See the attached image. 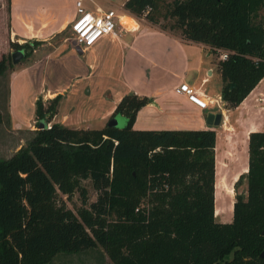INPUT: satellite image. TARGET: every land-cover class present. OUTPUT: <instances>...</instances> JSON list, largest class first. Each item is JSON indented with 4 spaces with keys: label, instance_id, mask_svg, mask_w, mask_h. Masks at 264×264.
Wrapping results in <instances>:
<instances>
[{
    "label": "trees",
    "instance_id": "16d2710c",
    "mask_svg": "<svg viewBox=\"0 0 264 264\" xmlns=\"http://www.w3.org/2000/svg\"><path fill=\"white\" fill-rule=\"evenodd\" d=\"M158 6L127 0L123 11L140 20L150 8L147 20L158 24ZM166 7L164 18L186 39L228 53L218 61L222 95L228 107L240 105L264 78V0H168ZM33 44L13 46L30 56L39 42ZM60 98H38V128L0 158V264H51L96 250L104 258L101 249L108 264H264V131L249 135L248 171L234 185L233 219L222 222L215 214V129H135L149 101L135 94L114 112L127 118L123 128L47 127ZM80 176L92 179L99 196L79 218L55 196L58 189L73 193Z\"/></svg>",
    "mask_w": 264,
    "mask_h": 264
},
{
    "label": "crops",
    "instance_id": "0c3cea01",
    "mask_svg": "<svg viewBox=\"0 0 264 264\" xmlns=\"http://www.w3.org/2000/svg\"><path fill=\"white\" fill-rule=\"evenodd\" d=\"M126 1L118 12L124 24L84 49L62 35L70 30L75 0H0V11L7 16V30L15 43L39 42L30 56L24 54L9 73V123L13 128L37 129L38 98L47 103L60 95L57 112L49 120L51 124L100 129L118 123L116 116L120 115L124 125L127 118L114 115L120 101L131 94L147 97L148 103L137 113L135 129L216 130L215 214L219 221L229 222L233 218L234 185L248 171L249 135L264 131V78L240 105L228 109H234L232 126L226 123L224 129H219L220 125L209 124V115L218 112L216 103L202 108L177 89L188 83L198 96L209 101L222 94L224 83L217 54L204 43L174 35L124 13ZM85 4L91 10L98 6L115 10L94 0H86ZM124 17L132 19L133 24L126 25ZM226 119L229 120L228 116ZM43 121L46 125L47 120ZM230 127L240 132L238 140L232 136L236 143L231 150L237 153L233 157L229 154ZM220 135L224 137L219 152ZM239 159H243L242 166H238ZM220 179H226L227 186L222 191L226 198L222 202L217 195Z\"/></svg>",
    "mask_w": 264,
    "mask_h": 264
},
{
    "label": "rangeland",
    "instance_id": "374dc122",
    "mask_svg": "<svg viewBox=\"0 0 264 264\" xmlns=\"http://www.w3.org/2000/svg\"><path fill=\"white\" fill-rule=\"evenodd\" d=\"M96 3L102 4L103 6L106 7H111L115 8L117 12H121V3L124 0H94ZM168 0H158L159 6L157 12H155V16L159 19L158 24H153L147 20V17L143 14L142 19H140V22H149L153 24L154 26H157L160 29H163L164 26L168 27L166 30L168 32L173 33L174 35H179L181 37H184V35L181 33V29L179 28H173L172 25H174V20L173 19H165L164 18V13L166 11V4ZM90 2V1H88ZM108 2L113 5H108ZM91 3V2H90ZM260 17L264 19V8L263 10L260 11ZM138 20V19H137ZM8 26V19L7 16L0 11V60L3 58L5 55L6 59V64L8 66V70L4 75L0 76V158H9L11 157L17 150L21 148L22 145L27 144L28 139L31 136V130L28 128H13L10 125V119L8 116V111L6 107L7 99H6V93H7V87H8V78H9V73L13 70L11 62L14 63V61L9 59V55H12L16 50L13 46L15 41L11 38L10 33L7 30ZM64 36H68L71 38V31L68 30L64 34ZM14 41V42H13ZM34 45V44H33ZM217 62L221 59L220 54L217 53ZM20 62V61H19ZM17 63H14L16 66ZM26 62V61H25ZM261 87V86H260ZM258 91V89H257ZM230 107H228L227 102H225L224 109L218 108L217 110H214V112L217 113H222L223 114V120L221 125H224L223 127L220 125L219 129H224L225 124L227 123L228 126H232L234 123V109L231 111V109L228 111ZM118 115V114H117ZM228 116L229 120L226 119ZM245 118L247 117V114L244 115ZM116 119L118 120V123L113 124L116 127L123 128L124 125H121V116L118 115L116 116ZM44 121H41V125L43 126ZM112 125V124H110ZM218 127V126H217ZM33 130H36V128H33ZM229 130V129H228ZM230 135L228 142L231 143L230 147V152L231 156L233 157L237 153H235L234 150H231L234 148L232 144H235L236 142L233 140L232 136L235 137V139L238 140L239 138V131L235 132L233 128L230 127ZM244 135V134H243ZM245 136V135H244ZM222 135H220V145H219V152L221 151V145L223 143ZM228 139V138H226ZM243 159L238 160V166L241 164L243 165ZM228 164V163H227ZM237 166V167H238ZM235 168V167H234ZM222 169V166L220 170ZM114 174V164L112 163L110 166V175L112 176ZM80 186L77 187L73 193H64L60 189L57 190L56 196H55V202L58 205H63L69 210H71L77 217H81L80 213L81 211L88 209L90 207V204L98 199L99 196V191L94 187L93 181L90 177H85V176H80L79 178ZM226 186V179H220L218 183V190H217V195H218V200L219 202L226 200L224 197V194L222 191L225 189ZM246 190V184L245 182L240 186L239 191L243 192ZM230 193L229 191H227ZM235 193V191H234ZM231 195V194H230ZM234 196V194L232 195ZM232 218V217H230ZM233 219V218H232ZM109 221L115 220V216H108ZM218 220H221L218 217ZM103 251L104 253V258L102 255L96 250L95 252H92L90 254L83 255V257H78L75 256L73 260L67 259L65 256L67 254H63V256H59L53 260L51 264H108V262H111L107 256V254L104 252L103 249L99 250ZM102 257V259H101Z\"/></svg>",
    "mask_w": 264,
    "mask_h": 264
},
{
    "label": "built area",
    "instance_id": "2783aa9c",
    "mask_svg": "<svg viewBox=\"0 0 264 264\" xmlns=\"http://www.w3.org/2000/svg\"><path fill=\"white\" fill-rule=\"evenodd\" d=\"M86 0H75V15L70 23L71 39L73 42L84 49L92 47L103 36L115 33L118 25H123L122 16L114 10H105L98 6L97 9L91 10L85 4ZM148 8L144 15L149 12ZM124 21V20H123ZM126 24V23H125ZM228 57V53L222 52L220 58L222 60ZM178 92L187 94L188 98L202 108L209 106L210 102L216 103L218 108L224 109L225 99L220 94L213 101L206 100L195 92L194 88L188 83H182L177 89ZM51 123H47V127H51Z\"/></svg>",
    "mask_w": 264,
    "mask_h": 264
},
{
    "label": "water",
    "instance_id": "95a60500",
    "mask_svg": "<svg viewBox=\"0 0 264 264\" xmlns=\"http://www.w3.org/2000/svg\"><path fill=\"white\" fill-rule=\"evenodd\" d=\"M24 56L23 50H17L12 54L14 63H17L22 57ZM223 120L222 113H212L209 115L208 123L213 126L221 125ZM261 256L264 258V251L262 252Z\"/></svg>",
    "mask_w": 264,
    "mask_h": 264
},
{
    "label": "bare ground",
    "instance_id": "6f19581e",
    "mask_svg": "<svg viewBox=\"0 0 264 264\" xmlns=\"http://www.w3.org/2000/svg\"><path fill=\"white\" fill-rule=\"evenodd\" d=\"M123 20L125 21L126 25L131 26V24H133V20L128 17H124Z\"/></svg>",
    "mask_w": 264,
    "mask_h": 264
}]
</instances>
